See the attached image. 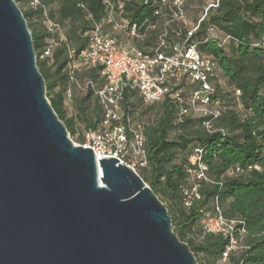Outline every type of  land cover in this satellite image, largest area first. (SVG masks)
<instances>
[{"label":"trees","instance_id":"1","mask_svg":"<svg viewBox=\"0 0 264 264\" xmlns=\"http://www.w3.org/2000/svg\"><path fill=\"white\" fill-rule=\"evenodd\" d=\"M110 1L116 8L118 1H123L124 6L117 10L121 17L133 22L158 18L153 15L158 6L156 3ZM215 1L218 4L207 10L195 39L202 52L217 60L220 75L228 86L241 89L243 112L238 111L236 97L232 94L227 102L228 111L215 122L216 128L224 132L219 129L209 132L204 125L205 116L189 114L181 117L179 106L169 99L152 103L159 109L153 121L142 122L147 137L148 163L138 173L158 197L168 201L174 230L190 245L199 264H218L227 243L222 235L205 233L200 225L203 213L213 210L217 197L229 219H241L246 225L245 240L249 249L233 255L234 264L242 258L244 264H264V45L261 43L264 38V0ZM21 7L33 34L37 63L47 82V94L70 136L79 132L77 122L84 123L86 128L97 127L102 108L91 87L84 95H73L77 112L70 117L64 101L66 90L77 86L69 78L68 61L71 57L76 58L88 44L95 26L107 21L106 0H40L37 7ZM49 20L59 29L54 31L48 27L46 21ZM209 27L229 37L228 47L221 44L219 38L209 36ZM154 35L155 32L147 40L148 44L154 41ZM137 44L141 46V43ZM47 49L52 53L42 58ZM100 68H81L75 78L79 82L91 79L96 85H102L104 79L100 76ZM218 90L221 91L220 84ZM186 91L189 95L191 86H187ZM137 97L136 93L127 92L125 105L130 104L134 110L138 106ZM79 139L82 143L83 133ZM196 147L204 151L203 162L209 166L212 181H189V157ZM236 165L241 166L242 171L228 175ZM249 165L253 167L248 169ZM194 183L202 197L186 207L182 187Z\"/></svg>","mask_w":264,"mask_h":264},{"label":"water","instance_id":"2","mask_svg":"<svg viewBox=\"0 0 264 264\" xmlns=\"http://www.w3.org/2000/svg\"><path fill=\"white\" fill-rule=\"evenodd\" d=\"M28 19L0 0V264H199L153 188L71 138Z\"/></svg>","mask_w":264,"mask_h":264},{"label":"built area","instance_id":"3","mask_svg":"<svg viewBox=\"0 0 264 264\" xmlns=\"http://www.w3.org/2000/svg\"><path fill=\"white\" fill-rule=\"evenodd\" d=\"M144 1L145 4L158 5L153 13L158 17L157 20L133 22L121 17L116 4L106 0L107 21L112 24L113 30L106 31L97 24L88 44L76 58L71 57L68 61L71 81L80 90L91 87L102 108L97 127L86 128L84 140L78 144L92 148L97 156L117 157L121 163L136 171L135 166L144 167L148 163L145 146L147 137L143 123L133 122V108L124 103L127 92L136 93L146 103L169 99L179 106L181 117L189 114L205 116L204 125L209 132L218 131L215 122L230 107L218 90L222 75L217 60L213 55L202 52L199 41L195 39L207 10L215 7L217 1L211 3L203 16L190 27L181 24L185 22L187 0ZM29 4L33 8L37 7L40 0H29ZM123 6L124 2L118 1L119 9ZM117 16L121 18V23L117 22ZM118 29L126 34L128 42L116 32ZM153 32L154 41L148 44L147 40ZM138 42L141 46H138ZM261 43L264 45V38ZM51 53L52 50L47 49L41 57H48ZM96 66L101 67L100 76L104 79L102 85H96L91 79L85 84L76 80L75 73L78 70ZM187 86H191L192 90L189 95L185 94ZM233 89L236 101L240 104L242 91ZM66 94L72 96L71 88L66 90ZM219 130L224 132L221 128ZM193 151L187 169L189 176L194 181H212L208 173L209 166L203 162L204 151L200 147ZM252 167L249 165L248 169ZM255 167L259 169V166ZM241 171L242 167L236 165L228 171V175L233 176ZM182 194L186 207L202 197L196 183L184 185ZM200 225L205 233L222 235L227 241L218 264H234L233 255L237 256L249 249L245 240L247 229L244 221L229 219L218 197L213 210L203 213ZM237 264H244V259Z\"/></svg>","mask_w":264,"mask_h":264},{"label":"rangeland","instance_id":"4","mask_svg":"<svg viewBox=\"0 0 264 264\" xmlns=\"http://www.w3.org/2000/svg\"><path fill=\"white\" fill-rule=\"evenodd\" d=\"M214 0H189L188 4L186 6V18H185V22L183 24V22L181 23L182 25H186L188 27L192 26L197 20L200 19V17L203 16V14L205 13L207 7L213 3ZM18 3L20 5H22L24 7V9H27L29 6H31L27 0H19ZM118 8V7H117ZM116 8V10H117ZM118 11V10H117ZM117 22L121 23V18L117 16L116 18ZM46 24L48 25V27L53 28L54 31L58 30L59 27H54L53 23L49 20L46 21ZM100 26H102V28H104V30L106 31H112L113 27L112 24H109L108 21H106L105 23H99ZM208 34L210 37L213 38H219L220 39V43L223 44L224 46L229 45V39L228 37H224L221 35V33L218 31V29H215L213 27H209L208 29ZM116 32L118 34L121 35V37H123V40L128 42V39H126V34H124V32H122L120 29L116 30ZM59 33L61 35H63V33L59 30ZM129 42H133V40H130ZM87 80L81 82L82 84H85ZM71 88V94L70 95H66L65 101H64V105L65 108L67 109V115L68 117L76 114L77 110L75 109V99L73 97V95H84L85 90H80L78 86H73L70 87ZM220 94L224 95L223 96V100L226 102H229L231 100L232 94L234 95V89L229 87L227 84L226 79L221 76V81H220ZM137 103L138 106L137 108L134 109L133 111V122L134 124H138V123H142V122H150L153 121L156 116H157V112L159 109L158 105H154L152 103H146L143 100L140 99V97H137ZM151 105H153L152 107H150ZM237 109L240 113L243 112V107L242 105L238 104L237 105ZM78 128H79V132L72 134L71 138L74 139L75 142L80 143V135H82V133L85 131L86 127L84 123H76ZM137 168V171H140V169L142 167L140 166H135ZM189 181L192 183L194 182V178L192 176H189ZM148 183V182H147ZM149 184V183H148ZM165 204H168V201H164ZM202 257V256H200Z\"/></svg>","mask_w":264,"mask_h":264}]
</instances>
